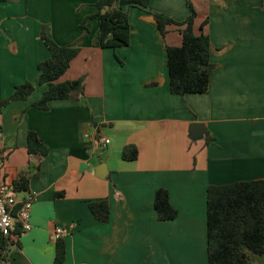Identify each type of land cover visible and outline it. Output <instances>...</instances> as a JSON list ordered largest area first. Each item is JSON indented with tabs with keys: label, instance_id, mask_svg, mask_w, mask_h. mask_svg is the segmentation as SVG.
Returning a JSON list of instances; mask_svg holds the SVG:
<instances>
[{
	"label": "crops",
	"instance_id": "1",
	"mask_svg": "<svg viewBox=\"0 0 264 264\" xmlns=\"http://www.w3.org/2000/svg\"><path fill=\"white\" fill-rule=\"evenodd\" d=\"M96 2H0V100L17 85H34L28 100L0 114V181L28 172L36 194L31 230L17 228L18 244L0 264H53L54 230L70 226L62 264H208L207 187L264 180V0H192L197 33L207 20L202 32L214 68L206 93L183 96L170 92L164 41L148 13L130 10L127 47H93L98 23L88 17ZM150 8L177 22L188 16L185 0H150ZM82 25L88 36L58 81L84 79L83 95L36 110L30 105L48 87L38 83V64L51 55L41 28L67 46L83 36ZM165 42L179 46L181 38L172 28ZM195 123L205 127L197 140L190 138ZM95 129L110 141L103 151L89 145ZM29 131L49 150L41 161L27 154ZM127 144L138 148L134 162L121 158ZM161 188L178 213L174 220L157 219ZM101 201L110 210L106 223L88 207ZM253 264H264V255Z\"/></svg>",
	"mask_w": 264,
	"mask_h": 264
},
{
	"label": "trees",
	"instance_id": "2",
	"mask_svg": "<svg viewBox=\"0 0 264 264\" xmlns=\"http://www.w3.org/2000/svg\"><path fill=\"white\" fill-rule=\"evenodd\" d=\"M4 1L6 0H0ZM185 5L188 16L184 21L177 22L162 13L152 11L150 0H97L94 4L96 12L88 17L98 23L93 47L113 51L127 47L130 44L129 12L132 8L139 9L152 16L164 41L171 94H204L208 90L210 71L214 68L210 60V38L202 32L207 20L200 25V32L197 33V11L192 0H185ZM82 28L83 36L67 46L56 44L48 36L45 27L41 28L40 38L51 55L38 64V83L48 87L31 107L46 112L52 101H77L78 97L83 95L84 79L58 81L67 72L72 60L78 56L80 42L88 36L85 25H82ZM172 28L181 38L179 46H169L165 42ZM33 90L34 85L31 82L17 85L9 97L0 100V114L12 102L28 100ZM206 144H209L208 137ZM26 150L30 157H36L39 161L49 152L33 131L27 133ZM138 154V148L134 144H127L122 149L121 158L125 162H134ZM29 178L28 172H22L12 182L18 192L29 190ZM56 196L62 195L57 193ZM153 205L159 221L177 218L178 213L170 204L166 189L156 190ZM88 207L96 220L101 223L108 222L110 210L106 201L90 202ZM206 226L208 264H253L256 256L264 255V180L208 186ZM19 235L17 228L8 238L0 234V259L5 258L9 246L18 244ZM65 257L66 247L63 239L55 241L53 264H62Z\"/></svg>",
	"mask_w": 264,
	"mask_h": 264
},
{
	"label": "built area",
	"instance_id": "3",
	"mask_svg": "<svg viewBox=\"0 0 264 264\" xmlns=\"http://www.w3.org/2000/svg\"><path fill=\"white\" fill-rule=\"evenodd\" d=\"M88 142L91 148L97 151L105 150L110 143L100 129H95L88 135ZM19 193H24L25 198L18 200ZM35 200V192H18L13 183L0 181V234L4 238H8L16 228H19L21 233L31 230L30 212ZM71 229V226L68 229L57 227L52 235L53 240L62 239Z\"/></svg>",
	"mask_w": 264,
	"mask_h": 264
},
{
	"label": "water",
	"instance_id": "4",
	"mask_svg": "<svg viewBox=\"0 0 264 264\" xmlns=\"http://www.w3.org/2000/svg\"><path fill=\"white\" fill-rule=\"evenodd\" d=\"M204 130H205L204 125L199 123L192 124L190 127V132L192 133V136H190V138L193 140H197L202 136Z\"/></svg>",
	"mask_w": 264,
	"mask_h": 264
},
{
	"label": "rangeland",
	"instance_id": "5",
	"mask_svg": "<svg viewBox=\"0 0 264 264\" xmlns=\"http://www.w3.org/2000/svg\"><path fill=\"white\" fill-rule=\"evenodd\" d=\"M19 195H21V193Z\"/></svg>",
	"mask_w": 264,
	"mask_h": 264
}]
</instances>
